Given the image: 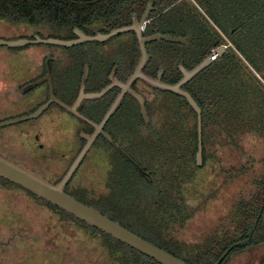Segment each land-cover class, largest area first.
I'll use <instances>...</instances> for the list:
<instances>
[{"label": "trees", "instance_id": "1", "mask_svg": "<svg viewBox=\"0 0 264 264\" xmlns=\"http://www.w3.org/2000/svg\"><path fill=\"white\" fill-rule=\"evenodd\" d=\"M149 1L0 0V19L32 26L37 33L39 28L51 26L75 38V28L95 34L130 25L133 15L141 17ZM201 1L215 24L192 0H153L157 9L151 12L144 35L171 34L187 41L148 43L151 58L144 72L156 77L163 69V81L176 83L182 77L179 65L191 69L213 50L227 45L218 59L183 86L202 110L204 164L196 165L195 110L184 96L148 85L154 92L146 98L151 123H145L138 101L128 94L112 117L120 119L116 126L130 124L119 135L122 141L119 143L108 129L110 126L107 130L151 178L102 135L92 151L105 145L118 157L111 165L104 191L80 184L70 194L190 264H215L232 244L250 239L249 244L232 249L220 263L227 264L237 252L264 245V0ZM127 34L135 42L131 59L121 56L112 62L107 60L104 80L96 90L109 82L108 76L118 63L124 64L126 74H131L137 65L141 56L138 40L134 32L120 35ZM90 43L102 42L84 44ZM96 54L91 74L98 66ZM83 72L84 69L80 78ZM118 91L105 96L109 107ZM80 132L78 137L84 144ZM206 165L212 168L213 176L202 207L215 202L223 216L200 242H191L186 239L185 228L202 207L188 202L185 185L194 181L196 170ZM64 174L43 177L58 183ZM1 180L4 187L22 190L29 196L28 220L16 228V239H31L37 232L43 251L49 238L63 244L73 239L78 243L76 237L86 231L98 241L93 264H161L20 185L3 177ZM45 209L54 212L53 222L48 224L47 217H42L46 223L34 224V213L42 214ZM77 246L76 254H80L84 243Z\"/></svg>", "mask_w": 264, "mask_h": 264}, {"label": "water", "instance_id": "2", "mask_svg": "<svg viewBox=\"0 0 264 264\" xmlns=\"http://www.w3.org/2000/svg\"><path fill=\"white\" fill-rule=\"evenodd\" d=\"M157 9L154 6L153 0H150L142 16L139 18L137 14L133 15L132 23L130 25L120 26L113 28L109 32H96L95 34H87L80 28H75L74 34L75 38L72 39H61L56 37H42L39 33L35 32L32 37H21L12 40H6L0 38V45H7L12 48H22L31 44H52L60 45L65 47H71L79 44H84L88 42H106L113 37L134 32L137 40L139 42L141 57L133 71V73L128 77L127 81H121L117 76L116 72L118 66H115L110 73L109 80L110 83L106 85L100 91H86L87 80L90 75V65H88L82 75L81 86L79 94L73 103V105H68L61 100L55 98L53 91H51V99L43 104L37 111L22 116L18 118H13L0 122V127L5 125L18 123L21 121H26L34 119L40 116L41 113L49 106L52 101L58 102L62 107L68 110L73 115L87 122L94 128L92 134L81 132V137L86 140V144L81 149L66 174L58 182L54 183L49 179L43 177L41 174L26 168L24 165L14 161L11 157L0 151V177H3L15 184L20 185L24 189L32 192L33 194L41 197L52 204L64 209L68 213L73 214L76 218L85 221L87 224L98 228L99 230L111 235L113 238L120 240L123 243L135 248L136 250L154 258L161 264H190L184 259L175 256L169 251L161 248L160 246L154 244L153 242L145 239L138 233L130 230L129 228L122 225L119 221H116L109 216L103 214L101 211L95 207L84 203L83 201L77 199L73 195L67 193L66 186L72 179L77 169L80 167L83 159L87 155L88 151L94 144L95 140L100 134H103L116 148H118L124 155H126L133 164L140 169V171L151 178V174L144 170L139 164H137L132 158H130L126 152L121 148L120 144L114 140L109 132H107L104 127L107 121L113 116L121 105L126 94L132 95L140 105V112L147 125L151 123V119L146 106V98L144 95L136 91L132 85L137 80H142L147 85L152 88L161 89L164 91H169L177 93L184 96L188 103L197 113V124H198V149L196 152V165L202 166L204 164L203 157V131H202V110L198 105L197 101L191 95V93L183 88V86L192 80L201 71L210 66L216 59H218L226 50L227 45H221L219 48L213 50L211 54L197 63L193 68L188 69L182 64L179 68L182 72V77L176 83L165 82L162 79L163 70H161L157 77H151L144 72L151 55L148 51L147 44L157 40H165L170 42H180L185 43L187 39L182 36H174L171 34L154 33L151 35H144V30L147 23L150 20L151 12ZM48 72H50L49 61H48ZM33 84L32 87L39 84ZM119 87L120 92L115 98L114 102L110 106L109 110L105 114L101 122L97 123L87 116L79 112L78 108L85 100H95L102 98L106 93H108L112 88ZM250 243V239L240 240L232 244L228 250L218 259L215 264H220L227 254L237 246H244Z\"/></svg>", "mask_w": 264, "mask_h": 264}, {"label": "rangeland", "instance_id": "3", "mask_svg": "<svg viewBox=\"0 0 264 264\" xmlns=\"http://www.w3.org/2000/svg\"><path fill=\"white\" fill-rule=\"evenodd\" d=\"M193 3L198 7V9L212 22L213 20L207 14L208 10H206V5L201 0H192ZM215 24V23H214ZM217 27V26H216ZM36 32L35 28L32 26H28L26 24H13L6 20L0 19V38L6 40H12L21 38L23 36H30ZM38 32L41 33L44 37H56L61 39H72L70 32L60 31L57 29L52 28L51 26L41 27L38 29ZM124 36L117 35L113 37L111 40H108L103 43H90V44H79L71 47H65L60 45H52V44H31L27 47L22 48H12L7 45H0V59L4 58H13L15 57L17 60H22V56H28L30 60H24L29 65L31 59L34 60L37 58L38 62L43 60V55L38 54L39 50H43L45 55L48 54L50 51L54 50L55 48L64 49L65 53L72 57L70 66H72V80L74 84L78 82L80 77L81 70L90 65L92 68V64H94L95 58L94 55L96 51L104 50L106 46L114 45L117 43L118 40H121ZM27 51H24V50ZM88 54V55H86ZM16 55V56H15ZM74 55H82L79 58H74ZM116 58L121 59V51L118 54H110L108 55V61L112 62ZM40 59V60H39ZM30 76V74H29ZM145 94L147 96L154 95V92L150 90L145 85H141ZM135 107V105H134ZM136 110V107H135ZM30 110H27L29 112ZM48 116H44L42 120H48ZM63 119L65 120L62 125L54 126H44L43 125V137L42 140L47 143L46 154L49 158L56 160L61 157L63 152L66 153L67 161L76 155L78 150L80 149V141L78 137V132H84V124L77 119L76 117L72 116L68 112L63 114ZM33 121H25L20 122L17 124H13L9 126L7 129L2 128L1 131H7L8 129H12L16 131L21 127L26 130V136H31V133L27 134L31 127L27 124H31ZM130 126V124H127ZM126 125L116 126L115 124L110 126L108 129L114 133L115 137L119 141H122L121 136L124 133L125 128H129ZM33 136V134H32ZM17 142L21 143L24 141L25 135L17 136ZM226 156V155H225ZM224 156V157H225ZM118 159L115 155L114 151L110 147H106L105 145L95 148V150L91 151L84 163L82 164L81 168L78 170L74 182L87 185L91 188H97L100 190L105 189L106 182L109 177V171L112 168V164ZM65 163V161H64ZM68 162L65 165H61L60 169H64ZM212 176L213 171L210 165H206L198 170H196V177L194 181L189 182L185 185V195L188 199V202L191 205L202 207L203 201L206 200L210 193V187L212 186ZM14 193L15 198L18 202L25 201L29 196L22 190L14 189L12 191ZM32 199V198H31ZM33 200V199H32ZM208 201V200H207ZM34 203L35 200H33ZM215 202H208L196 216L190 221L186 228H185V236L191 242H200L202 238L210 231H212L215 226L219 223L222 218V211L220 208L216 206ZM13 216V215H12ZM11 216V219L13 218ZM3 217L8 221L10 220V215L7 213L3 214ZM42 217H47L48 224H51L54 220V212L50 209H45L44 212L34 213V224L38 221V224L42 222H47L45 219L41 221ZM10 220V221H9ZM37 220V221H36ZM76 240L79 242L84 243V246L81 247L80 254H76L78 250V243H75V239L69 241L68 244L63 242L49 241L47 245L44 247V250H40L41 244V236L39 233H35L31 239L27 237H22L20 239H16L15 242L12 243V248L7 251L8 260H6L7 264H93L94 258L96 260V246L98 241L96 238L92 236L89 232H81L79 234V238L76 237ZM249 249V254H247L246 250ZM248 255V256H247ZM264 248L262 250V256L259 255V252L256 250L255 246L247 247L244 250H241L233 255L232 262L238 259V264H264ZM246 257L245 261L243 260ZM5 259V258H4ZM0 263L4 264V260H1Z\"/></svg>", "mask_w": 264, "mask_h": 264}, {"label": "flooded vegetation", "instance_id": "4", "mask_svg": "<svg viewBox=\"0 0 264 264\" xmlns=\"http://www.w3.org/2000/svg\"><path fill=\"white\" fill-rule=\"evenodd\" d=\"M133 47H135L134 39L131 37V34L130 35L127 34L124 35V37L121 40H118L117 43H115L114 45L106 46L104 50L98 49L96 51L98 66L97 69L94 70L93 74H91L92 68L90 66L91 76L89 75V78L87 80L86 91H88L87 87L89 89L93 88V90H89L88 92L100 91L110 83L109 80V82L105 86H103L100 90H96L97 86L100 85L101 82L104 80L102 74L104 72L106 62L108 60V55L110 54L116 55L119 53V51H121V56H123V59L130 60L133 55V53L131 52ZM81 56L82 55H74L73 57L76 59ZM22 57H23L22 60H17L15 57L0 59V122L10 120L13 118L22 117L37 111L43 104L47 103L51 99V95H52L51 91H53L55 98L61 100L62 102L68 105H73L79 94V91L77 93V87L79 85V90H80L82 77L81 78L79 77L78 82L74 84V81L72 80L73 69L72 66H70L72 57H69V55L65 53L64 49L55 48L54 50L46 54L41 62H38L37 58L35 60L32 58L29 65H27V63L29 62L28 60L30 59L27 58L30 57L28 56H22ZM24 60H27L28 62ZM48 61H49L50 72H48ZM115 66H118L116 76L121 81L124 82L127 81L128 77L133 73L132 72L131 74H126L125 66L123 63H118ZM161 70L163 69H160L159 72ZM39 81H40L39 84L31 88L33 84H36ZM141 85L148 86L142 80H137L133 83L132 87L134 89L136 88L135 90L141 93L142 95H144L145 98H148ZM116 89H119L117 93L118 95L120 92L119 87H114L109 92ZM108 93H106L102 98L99 99L85 100L78 108L79 112H81L89 119L97 123L101 122L110 108L108 106L107 99H105V96ZM127 95L128 94H126L125 97ZM119 108L117 109V111L119 110ZM27 110L30 111L27 112ZM65 112H68L77 119L82 120L77 116L73 115L72 113H70L64 107H62L58 102L52 101L49 104V106L43 111V113L40 114L39 117L30 119L33 122H31V124H27V126L29 125L31 127L30 131L27 134L31 133V136L29 137L26 136V130L24 129L26 127L24 128L21 127L16 131H13L11 128L8 129L7 131H1L2 128L5 127V129H7L9 126L13 124L0 127V151L11 157L14 161L24 165L26 168L30 170H33L41 174L42 176L56 175V174H61L63 172H65L66 174L67 170L69 169V167L71 166V164L73 163V161L75 160L81 149L86 144V140L84 144H82L81 140H79L81 147L76 153V155L70 159V161H67L66 159L67 156L65 152L61 154V157L59 159L53 160L49 158L48 155L46 154L47 143L42 140L43 125L45 124L44 126H49V127L54 126L55 128L57 127L56 126L57 123L58 125H62L63 122L65 121L63 119V114ZM125 112L126 110L123 109V113ZM44 116H48L49 117L48 120L45 119L42 120ZM112 117L105 124L104 129L107 132H108L107 127L112 126L115 123H118V121L120 120V119H112ZM30 120H26V121H30ZM21 122H25V121H21ZM88 125H89L88 127L84 125V129H85L84 132L92 134L94 132V128L90 124ZM19 135H25L26 138L21 143L17 142L18 139L17 136ZM102 135L103 134H100L97 137V139ZM80 136H81V132H80ZM97 139L95 140V142L97 141ZM94 144L88 151L87 155L83 159L82 163L80 164V167L77 169L72 179L67 184L66 186L67 193L70 194V192L74 191L80 185L74 182L75 176L78 170L81 168L84 161L86 160L88 154L92 151ZM66 162H68L66 167L64 169H60L61 165H65ZM30 210H31V204L28 203V201L26 200L18 203L14 193H12V190L6 188V186L5 187L3 186L0 177V262L1 260H4V264H7L6 260L9 259L8 256H6L8 254L7 251H9V249L12 248V243L16 241L18 235V233L15 230L18 226L21 227L24 223H27L28 219L25 218H27ZM4 213L10 215L9 218L10 220H12L11 222H8L3 217ZM11 216L13 217L12 219Z\"/></svg>", "mask_w": 264, "mask_h": 264}, {"label": "crops", "instance_id": "5", "mask_svg": "<svg viewBox=\"0 0 264 264\" xmlns=\"http://www.w3.org/2000/svg\"><path fill=\"white\" fill-rule=\"evenodd\" d=\"M23 37H25V36H23ZM24 51H27L26 49L24 50ZM38 54H42L43 55V59H44V57H45V52L43 51V50H39V53ZM40 60V59H39ZM256 247V250L259 252V255L260 256H262V250H263V248H264V245H259V246H255ZM249 249L250 248H248V250H246V252H247V254H249ZM248 256V255H247ZM264 256V255H263ZM245 259H246V257L243 259L244 261H245ZM230 262H232V258H231V260L227 263V264H230ZM244 262H242L241 264H243ZM233 264H238V259H237V261H236V259L234 260V262H233Z\"/></svg>", "mask_w": 264, "mask_h": 264}]
</instances>
